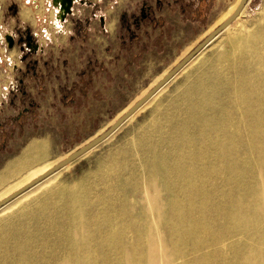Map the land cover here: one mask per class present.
Returning a JSON list of instances; mask_svg holds the SVG:
<instances>
[{
	"label": "bare ground",
	"instance_id": "1",
	"mask_svg": "<svg viewBox=\"0 0 264 264\" xmlns=\"http://www.w3.org/2000/svg\"><path fill=\"white\" fill-rule=\"evenodd\" d=\"M234 23L85 181L55 182L70 164L0 210V264H264V4ZM49 150L35 140L7 167L0 202L60 163Z\"/></svg>",
	"mask_w": 264,
	"mask_h": 264
},
{
	"label": "rangeland",
	"instance_id": "2",
	"mask_svg": "<svg viewBox=\"0 0 264 264\" xmlns=\"http://www.w3.org/2000/svg\"><path fill=\"white\" fill-rule=\"evenodd\" d=\"M54 1L0 0V176L35 140L50 144L48 161L61 162L103 134L222 25L217 22L236 0H73L64 21ZM263 4L250 0L236 30L253 23ZM147 5L154 21L136 29ZM127 27L136 36L132 45L123 41ZM186 81V72L177 76L55 182L85 181L98 160L149 128L159 102L175 98Z\"/></svg>",
	"mask_w": 264,
	"mask_h": 264
},
{
	"label": "water",
	"instance_id": "3",
	"mask_svg": "<svg viewBox=\"0 0 264 264\" xmlns=\"http://www.w3.org/2000/svg\"><path fill=\"white\" fill-rule=\"evenodd\" d=\"M250 0H240L237 8L233 14L217 29L215 30L201 45H199L192 53H190L183 61H181L169 74H167L151 91H149L142 99H140L135 105H133L125 114H123L107 131H105L100 136L93 139L87 145L83 146L79 150L73 152L65 160L60 162L54 168L38 177L22 189L13 193L6 199L0 202V210L5 208L8 204L14 201L16 198L24 194L25 192L31 190L33 187L39 183L46 180L52 174L62 170L63 168L69 166L75 161L81 159L85 155L91 153L95 149L99 148L101 145L106 143L116 132H118L133 116L138 114L141 109L163 88L168 82H170L181 70L186 67L196 56H198L208 44L215 39L219 34H221L228 26L233 24L245 10ZM54 5L59 7V14L61 21L66 19V16L71 11L73 5V0H55ZM64 14V16H63ZM7 40L10 43V47L13 46L14 40L11 36H7Z\"/></svg>",
	"mask_w": 264,
	"mask_h": 264
},
{
	"label": "flooded vegetation",
	"instance_id": "4",
	"mask_svg": "<svg viewBox=\"0 0 264 264\" xmlns=\"http://www.w3.org/2000/svg\"><path fill=\"white\" fill-rule=\"evenodd\" d=\"M150 12H151V7L149 5L144 7V10L142 12L141 21H137L136 22V24H137V28L136 29L140 28V26H141V24L143 22L154 21L153 18L150 16ZM125 31H126V36H125L123 41L125 43H128V44L132 45L136 41V39H135L136 36L133 35V31L131 30L130 27H127ZM33 73L35 74V72H33ZM26 94L27 93L25 92L24 95H26ZM24 114H29V108H27L26 111H24Z\"/></svg>",
	"mask_w": 264,
	"mask_h": 264
}]
</instances>
